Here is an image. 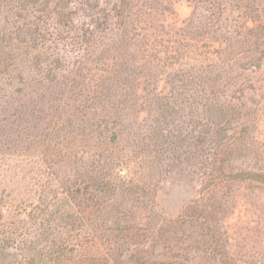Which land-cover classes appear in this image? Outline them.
Instances as JSON below:
<instances>
[{
	"label": "rangeland",
	"instance_id": "rangeland-1",
	"mask_svg": "<svg viewBox=\"0 0 264 264\" xmlns=\"http://www.w3.org/2000/svg\"><path fill=\"white\" fill-rule=\"evenodd\" d=\"M30 2L0 0V264H264V0Z\"/></svg>",
	"mask_w": 264,
	"mask_h": 264
},
{
	"label": "trees",
	"instance_id": "trees-1",
	"mask_svg": "<svg viewBox=\"0 0 264 264\" xmlns=\"http://www.w3.org/2000/svg\"><path fill=\"white\" fill-rule=\"evenodd\" d=\"M27 3H29V4H31L32 5V3L30 2V0H25ZM60 15H61V13H59Z\"/></svg>",
	"mask_w": 264,
	"mask_h": 264
}]
</instances>
